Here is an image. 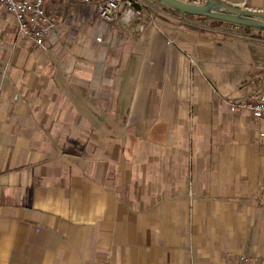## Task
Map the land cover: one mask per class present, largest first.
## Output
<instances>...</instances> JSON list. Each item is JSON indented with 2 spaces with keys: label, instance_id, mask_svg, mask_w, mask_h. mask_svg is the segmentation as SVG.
<instances>
[{
  "label": "crops",
  "instance_id": "crops-1",
  "mask_svg": "<svg viewBox=\"0 0 264 264\" xmlns=\"http://www.w3.org/2000/svg\"><path fill=\"white\" fill-rule=\"evenodd\" d=\"M46 5V48L0 6V264L264 259V120L230 108L264 93V36Z\"/></svg>",
  "mask_w": 264,
  "mask_h": 264
},
{
  "label": "built area",
  "instance_id": "built-area-1",
  "mask_svg": "<svg viewBox=\"0 0 264 264\" xmlns=\"http://www.w3.org/2000/svg\"><path fill=\"white\" fill-rule=\"evenodd\" d=\"M82 5H94L100 20L106 23L134 25L144 29L145 6L141 0H77ZM0 6L12 14L16 22L17 33L38 47L46 48V37L58 29V23L50 14L46 0H0ZM239 25L231 24L230 28ZM246 35L245 38H250ZM231 110L245 109L257 119L264 120V93L256 92L251 99H242L230 103ZM264 135V131H263ZM244 264H264V259L253 256H241Z\"/></svg>",
  "mask_w": 264,
  "mask_h": 264
},
{
  "label": "water",
  "instance_id": "water-1",
  "mask_svg": "<svg viewBox=\"0 0 264 264\" xmlns=\"http://www.w3.org/2000/svg\"><path fill=\"white\" fill-rule=\"evenodd\" d=\"M178 12L264 31V12L234 7L221 0H157Z\"/></svg>",
  "mask_w": 264,
  "mask_h": 264
},
{
  "label": "rangeland",
  "instance_id": "rangeland-1",
  "mask_svg": "<svg viewBox=\"0 0 264 264\" xmlns=\"http://www.w3.org/2000/svg\"><path fill=\"white\" fill-rule=\"evenodd\" d=\"M145 6V13H147L150 17H154V18H160L158 20H162V18H168L172 21L175 22H179V21H185L188 24H196L201 26L202 24H210L211 23V19H208L201 23L199 20L197 19H188L185 18L183 15H179V14H173L170 11L167 10V8H165V5H163L162 3L158 2L157 0H141ZM167 7V6H166ZM145 15V14H144ZM165 20V19H164ZM228 24L230 23H225L222 25V28L231 32H237V33H246V34H250V36H257L259 34H262L264 36V31L262 30H258V29H244L242 27H239L237 29H231ZM221 27V26H220Z\"/></svg>",
  "mask_w": 264,
  "mask_h": 264
},
{
  "label": "trees",
  "instance_id": "trees-1",
  "mask_svg": "<svg viewBox=\"0 0 264 264\" xmlns=\"http://www.w3.org/2000/svg\"><path fill=\"white\" fill-rule=\"evenodd\" d=\"M165 8H167V10L168 11H170L171 13H173V14H183V15H185V16H187V17H197V18H200V19H207V17H201V16H194V15H189V14H184V13H181V12H178V11H176V10H174V9H171V8H169V7H166L165 6ZM226 22H223V21H221V20H214V19H211V23H210V25L212 26V27H215V28H217V27H220V26H222L223 24H225ZM239 27H242V28H244V29H248V30H250V29H252V28H250V27H246V26H239ZM260 31V30H259Z\"/></svg>",
  "mask_w": 264,
  "mask_h": 264
}]
</instances>
